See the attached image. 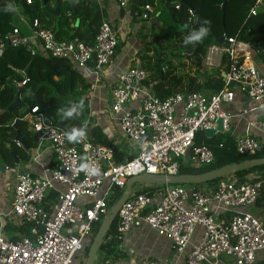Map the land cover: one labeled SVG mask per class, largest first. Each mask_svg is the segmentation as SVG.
<instances>
[{"label":"built area","instance_id":"obj_1","mask_svg":"<svg viewBox=\"0 0 264 264\" xmlns=\"http://www.w3.org/2000/svg\"><path fill=\"white\" fill-rule=\"evenodd\" d=\"M11 2L19 22L0 37V59L8 47L25 48L33 57L72 63L75 70L94 79V89L101 84V72L114 59L120 45L118 31L110 21H102L92 45L79 38L59 41L53 30L43 27L39 20H30L16 0ZM27 4H32V0H27ZM119 5L126 9L130 0H120ZM263 8L264 0H256L248 18L256 17ZM175 9L179 11L180 5ZM152 14L153 6L146 5L141 19L150 21ZM73 15L68 12L67 18L73 19ZM189 15V22L195 25L196 14L189 11ZM242 35V31L235 37L224 35L222 45L216 44L207 51L206 65L215 66L216 58L219 65H224L225 87L219 92L179 93L161 99L147 85L148 73L139 64L128 66L117 83L106 88L111 98L106 100L110 120L119 124L132 148L121 150L94 144L85 130L82 139L69 143L66 133L70 131L58 126L39 107H28L24 120L37 142L32 165L41 166L45 147L55 160L51 169L44 170L43 178H35L28 169H14L15 179L9 186L6 203L8 211H2L0 203V264H74L94 239L95 226L109 215V200L118 190H125L130 179L178 176L182 163L192 168L213 165L214 150L205 141L198 145V136L208 130L216 131L213 138L226 135L234 118L264 112V74L254 64L252 46L241 39ZM21 78L12 80L13 85L26 86L29 79L23 71ZM237 94L255 103V108L237 115L228 112ZM219 120L223 133L217 131ZM218 149L226 147L220 143ZM262 149L264 121H249L244 135L236 138L233 152L239 157H253ZM118 153L127 159L117 162ZM130 156L134 158L129 160ZM82 163L98 168V174L80 170ZM253 175L246 177L245 182L221 180L213 187L204 185L193 191L182 186L136 184L117 217L121 257L127 255L124 243L128 238L145 228L170 241L177 260L168 264H204L216 262L223 255L234 264H259L257 255L264 251V226L249 209L260 200L263 183ZM52 194L56 195L55 200H51ZM23 224L31 225L29 237L18 235L19 239L13 241L5 234L6 226ZM197 228L202 229L201 238L192 244ZM99 259L100 264H124L119 258ZM141 264L160 263L146 259Z\"/></svg>","mask_w":264,"mask_h":264},{"label":"trees","instance_id":"obj_2","mask_svg":"<svg viewBox=\"0 0 264 264\" xmlns=\"http://www.w3.org/2000/svg\"><path fill=\"white\" fill-rule=\"evenodd\" d=\"M53 1L59 3L63 10L62 17L57 20V25L53 28L56 38L59 41L79 38L86 44L92 45L102 21L106 18V14L100 11L98 4L93 0H74L80 18V24L76 27L77 18L73 15L74 22L66 16V12L72 11L70 5L73 0H67L65 4L62 3V0ZM168 1L179 4L180 10L174 9L173 14L170 15L164 6L165 0H159V8L152 15L155 22L154 32L151 34L153 41H148L138 55L140 68L148 73L147 85L153 87L159 98L166 99L179 93L188 94L202 91L214 93L224 89L221 72L209 75L203 72V62L208 49L216 45V40L224 35L235 37L239 31H242L241 39L251 44L253 51L259 54L264 63V11H261L256 17L248 18L249 11L256 0H187L186 6L181 5L182 0ZM16 2L22 6L25 15L30 20H39L41 24L46 18H49L50 21L54 20L47 10L51 0H46V6L38 3L37 0H32L30 5L27 4V0H16ZM225 2L228 3L223 25L220 6ZM154 3V0H143L142 2L144 6ZM14 9L11 0H0V37L5 36L14 28ZM159 11L161 13L157 16ZM189 11L197 13L196 19H199L205 26L207 35L198 42L186 45L185 38L200 31V29H194V25L189 22ZM163 19H166L167 24L163 23ZM177 27L182 29L175 30ZM248 31L250 34L247 36ZM166 42L173 44V49H179L180 54L184 55L185 60L181 66L184 73L181 75L177 74L179 67H174L171 63L164 64L167 55L162 48ZM188 69L191 72H188ZM22 71L26 73L29 82L23 88H18L13 85L12 80L21 81ZM91 90L92 85L85 82L84 77L75 70L72 63L44 56L33 57L25 48L8 47L5 55L0 59V157L6 162V165L15 167L17 157L23 158L22 154H25L24 157L28 160L25 151L16 148L18 145L14 139L18 133L30 150H34L37 146L35 137L24 120L28 107H39L58 126L67 131L71 132L73 128H83L94 144L113 146L100 125L89 113ZM18 94H20L22 104L11 114L8 108L14 103ZM73 105L78 106L77 111L71 118L64 117L63 111ZM18 119L20 122L18 128L15 129L14 124ZM203 137L205 135L198 136L196 141L198 145L204 142ZM13 152L16 158L13 157ZM214 152L216 162L213 165L203 169L192 168L182 163L179 168L180 175H200L225 166L264 159L262 152L253 157L243 158L228 148L225 150L216 149ZM116 157L117 162L127 159L125 155L119 153L116 154ZM133 158L134 156L128 157L129 160ZM254 173H258L255 180L263 183L264 192V166L240 172L235 177L245 182L246 177ZM221 180L218 179L203 184V186L213 187ZM123 192L124 190H118L109 200L110 210L121 198ZM50 198L55 200L56 195L52 194ZM47 206H50L49 200H47ZM103 221L104 219H101L95 226L94 239ZM117 227L118 219L116 218L111 225L101 252H99L100 257L107 256L115 260L120 258L121 254L118 250L120 242L116 236ZM5 231L13 241H16L19 239L18 235L30 236L31 225L23 224L20 227L8 225ZM90 247L85 248L87 256Z\"/></svg>","mask_w":264,"mask_h":264},{"label":"crops","instance_id":"obj_3","mask_svg":"<svg viewBox=\"0 0 264 264\" xmlns=\"http://www.w3.org/2000/svg\"><path fill=\"white\" fill-rule=\"evenodd\" d=\"M62 1H63L62 2L63 4L67 2V0H62ZM93 1L98 4L100 11L106 14V18L104 20L110 21L113 25V28L118 31V34L120 36V45L123 42L127 43L129 39L133 36H136V39H138L139 41H143L144 47L146 46L148 41H151L149 39L146 41L147 39L146 36L150 38L151 34L154 32L155 22L152 17L153 14L151 15V20L148 22H145V24L142 27H140V29L134 27L135 20L137 19L142 20L141 14L143 12L144 7L146 6L142 4L143 0H140V1L130 0V5L126 9L120 8V5H119L120 1L118 0H93ZM154 1L155 3L151 6H153L154 14H155L156 10L159 8L158 6L159 0H154ZM38 3L45 5L46 0L38 1ZM173 4H176V3H173ZM49 6L50 7H47L48 14L54 20L50 21L49 18H46L45 21H43L42 26L47 29L53 30V28L57 25V20L60 17H62L63 10L60 7L59 17L55 18L54 16L50 14L49 11H54L56 9L57 3L51 0ZM75 6H76V3H75ZM20 7L22 11V6ZM261 10L264 11V8ZM67 13L68 12H66V16H67ZM160 13H161L160 11L157 12V16L160 15ZM74 19L75 18L70 19V20H73L75 22ZM18 22H19L18 16L14 15L13 24L15 25ZM76 24H77V21H76ZM144 47L139 46L136 41L135 42L133 41V43H130V47L126 53H122L121 49H119L116 52L114 59L108 65L109 68L103 71L104 74L103 76H101L103 81L101 82V84L98 85L96 89L92 87V90L90 93L91 105H93L94 102H96L99 105L100 104L102 105L103 102L106 103V100L109 98L106 93V88L112 87L115 84V82L118 80L119 75L128 66L139 64L140 61L138 59V55L144 49ZM253 58H254V64L256 65V67L264 74V63H263L262 58L259 56L258 53L254 51H253ZM215 65L216 67L219 66V69H220L219 72L223 73V71H225L224 65L223 64L219 65L218 58L215 59ZM106 105H107V110L109 113L108 104L106 103ZM255 106H256L255 103L247 101L243 96H241L240 94H237L236 99L234 103L230 106V108L228 109V112H230L231 114L237 115L242 110L244 109L249 110V109L255 108ZM91 116L93 117V115ZM252 120L264 121V112H253L249 114L248 116H246L245 118H239V117L234 118L231 123L230 131L225 135V136H228L226 141L221 142L220 140V143H223L225 147L228 148V150L233 152L234 143H235L236 138H239L244 135L248 122ZM96 121H97V124L100 125V127L104 131L108 140L113 144V146H116L119 149L124 150L125 148L123 149L121 146V140H120L121 137L119 135L121 132V129H120L119 124L109 120L108 116L106 117L105 115L103 119L99 115ZM256 137L263 138L261 134H256ZM219 144L215 143L214 145L212 143L210 145L214 150L216 149L218 150ZM16 148L19 150L23 149L26 153V156L28 157V160L25 159L24 157L25 154H22L23 158L17 157V160L19 161V165H15V167H13L14 169L16 167H18V169H21V170L28 169L35 178H43L45 176L43 174L44 170L52 168L55 158L53 157L51 151L47 149V147L43 148L44 154L40 160L41 166L36 165V164L32 165L31 160H32L33 150H30L29 152H27L23 148V146L22 148L18 146ZM1 165L6 166V169L2 171V174H6V172H9L8 169H10V167L6 165V162L2 160V158L0 161V166ZM13 183L10 185L11 187ZM3 188L4 187L2 186V183H0V203L1 202L4 203V201L7 203L10 198L11 188L9 189L8 187V190H5ZM249 213L253 214L255 218H257L264 226V192L263 191H262L260 200L255 206L249 209ZM201 234H202V229L197 228L195 235L192 239V244H196L199 242L201 238ZM127 244L132 248L134 258L133 256L131 258H126V261L124 262V264H141L146 259L159 262L160 264H168V263L175 262L177 260V256L174 254V252L171 249L170 241L166 238L159 237L156 233L151 232L145 228L133 233L128 238ZM257 260L259 264H264V251L258 253ZM204 264H234V262L229 257L223 255L216 262H207Z\"/></svg>","mask_w":264,"mask_h":264},{"label":"water","instance_id":"obj_4","mask_svg":"<svg viewBox=\"0 0 264 264\" xmlns=\"http://www.w3.org/2000/svg\"><path fill=\"white\" fill-rule=\"evenodd\" d=\"M165 8L169 12L170 15L173 14V10L176 8V4L170 3L168 0H165ZM181 5H187V0H182ZM227 3L225 2L222 6H220V9L222 10L223 14V25H224V18L226 15V7ZM46 5V3H45ZM74 16L77 18V24L76 27H78L80 23L79 14L76 10L75 2L73 0L72 5L70 6ZM59 10L60 5L57 3L56 9L54 11H49L52 16L55 18L59 17ZM197 15V13H196ZM205 28V26L202 24V22L198 19L196 24L194 25V29H202ZM224 43V38H218L216 40L217 45H222ZM229 47V45H228ZM223 78H225V74L222 75ZM235 84L233 83L232 86ZM22 104L20 94L16 96V99L14 103L8 108L9 113H13L18 107H20ZM20 120H16L14 127L15 129L18 128ZM217 131L220 133H223V124L222 121H218V128ZM205 135L208 139L213 138L216 135L215 130H208L205 132ZM219 136H222V134H219ZM15 142L20 143L23 148L29 152L30 148L26 145L24 140L22 139L21 135L18 133L17 136L14 139ZM262 153H264V149L261 150ZM13 157L16 158L15 153H12ZM15 165H19V161L17 160ZM264 166V159H255L249 162L239 163L235 165H229L225 166L221 169L214 170L208 173L200 174V175H178V176H151L146 175L143 177H136L132 178L127 182L126 188L121 196V198L117 201V203L111 208L109 215L104 219L88 253V259L85 264H100L99 259V251L101 250L103 244L105 243V239L111 229L112 223L116 220L118 217L119 211L122 208V206L128 201V199L131 196L132 188L136 184H147V185H155V186H180V185H199V184H205L209 182H213L218 179H223L227 177H233L237 175L240 172L250 170L256 167ZM6 169V166H2L1 170L4 171Z\"/></svg>","mask_w":264,"mask_h":264},{"label":"rangeland","instance_id":"obj_5","mask_svg":"<svg viewBox=\"0 0 264 264\" xmlns=\"http://www.w3.org/2000/svg\"><path fill=\"white\" fill-rule=\"evenodd\" d=\"M137 1H140V0H137ZM145 22L146 21H144V20L137 19L134 22L135 23L134 24V27L140 29V27H142L145 24ZM163 23L167 24L166 19H163ZM181 29H182L181 27L175 28V30H181ZM146 38H147L146 41L148 39L151 40V41L153 40L152 36L150 38L148 36H146ZM133 41L134 42L136 41L139 46L144 47V42L143 41H139L138 39H136V36H133V37H131L129 39V41L127 43H125V42L121 43L119 49L122 50V53H126L128 51V49L130 47V43H133ZM165 45H164V47L162 46L163 47L162 50L165 51L166 52V55H167V56H165L164 64L171 63L172 66L179 67L177 74H180V75L183 74L184 73V69H181L182 68L181 66H182V63L185 60L184 59V55L180 54L179 49H177V48L176 49H173V44H171L169 42H166ZM107 68H109V66H106L105 69H107ZM203 70H204L203 72L205 74H207V75H209V74H215V73H218L220 71L219 66L216 67V65H215V66H211L210 67V66L206 65L205 62H203ZM78 72L80 74L82 73L80 70H78ZM188 72H191V70L188 69ZM103 74L104 73L102 71L101 72V76H103ZM82 76L84 77V80H85L86 83L92 85V83L94 81V79L92 77H85L84 75H82ZM116 83H117V81L115 82V84ZM90 93H91V91H90ZM89 99H90V94H89ZM109 100L111 101V98L110 97H109ZM91 109H92V111H91ZM89 113H90V115H93L95 121L97 120V118H98L99 115L101 116L102 119H103L104 115L106 117L108 116V119L110 120L109 113H108V110H107V105L104 102L102 103V105L101 104L99 105L96 102H94L93 105H91V102H89ZM115 131H117V130H115ZM119 135L121 137L120 140H121V146H122L123 149L124 148L125 149H129V148H132L133 147V145L131 143H129V141H127V139L125 138V135L123 134L122 131L120 132ZM227 137L228 136H225V135L217 136V137L211 138V139H208L206 137H203V140L206 141V144H208V145H210L212 143L215 145V143L219 144L220 143V140H221V142L226 141ZM241 158H243V157H241ZM0 161H1V158H0ZM1 167H2V165L0 166V183H2V186L4 187L3 189L8 190V187L14 182L15 176L13 174H14L15 171H14V168L13 167H10V169H8L9 172H6V174H2ZM203 169H206V168H203ZM257 175H258V173H254L253 176L256 177ZM234 179H237V178L235 176H233V177L223 178L222 180L225 181V182H227V181H234ZM180 186L184 187L188 191H193V189L195 187L200 188V187L203 186V184H199V185H180ZM1 206H2V208H1L2 211L7 210L8 207H9V205L6 204L5 201H4V203L1 202ZM5 234L7 236L9 235L6 232H5ZM93 241H94V239H92V241L90 242L91 245H92ZM90 244H89V246H91ZM124 245H126L125 246V248H126L125 250H126L127 255L125 257H121L120 256L119 259L123 260V261H121V263H124L125 260H126V258H131L133 256V250H132V248L127 243H124ZM119 247H120V243H119V246H118V250H119ZM99 252H101V250ZM133 258H134V256H133ZM87 259H88V256L84 252V254L81 257H79L78 259H75L74 264H79V262H82V261H85L86 262Z\"/></svg>","mask_w":264,"mask_h":264},{"label":"clouds","instance_id":"obj_6","mask_svg":"<svg viewBox=\"0 0 264 264\" xmlns=\"http://www.w3.org/2000/svg\"><path fill=\"white\" fill-rule=\"evenodd\" d=\"M207 35V29L202 28L199 32L190 34L184 40V43L187 45L189 43H194L200 41L204 36ZM77 105H73L68 110L63 111V116L67 118H71L73 114L77 111ZM85 136V131L83 128H73L71 132L66 133V138L69 143L78 142L79 139H82ZM80 170L88 171L91 174H98L99 169L92 167L88 163H82L80 165Z\"/></svg>","mask_w":264,"mask_h":264}]
</instances>
